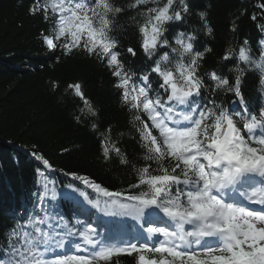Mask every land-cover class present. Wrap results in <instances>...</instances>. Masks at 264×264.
<instances>
[{
	"label": "snow or ice",
	"instance_id": "snow-or-ice-1",
	"mask_svg": "<svg viewBox=\"0 0 264 264\" xmlns=\"http://www.w3.org/2000/svg\"><path fill=\"white\" fill-rule=\"evenodd\" d=\"M257 7L264 19V3ZM129 9L144 18L137 23L140 50L151 61L139 74L126 68L112 35L117 16ZM29 12L51 20L53 33L43 36L48 49L65 55L80 50L104 63L121 103L135 113L143 159L156 168L151 163L136 168V182L120 190L68 173L83 186L67 187L82 198L81 212L89 219L78 221V227L61 218L57 231L42 208L44 215L26 217V224L8 233L9 251L0 264H114L124 255L134 256L136 264H264V103L254 106L246 98L252 71L264 98V35L258 57L247 39L225 51L221 60L235 63L229 79L222 70L201 73L212 48L200 44L198 36L212 37L213 27L196 0H130L121 7L112 0H35ZM192 16L199 27L189 25ZM257 27L264 34V23ZM236 28L233 21L231 31ZM126 52L137 56L134 47ZM68 88L83 105L79 111L93 118L96 131L98 109L79 82ZM219 91L235 97L231 109L213 98ZM75 119L84 123L80 116ZM111 134L109 125L101 137L102 158L109 161L115 154L128 165ZM31 155L40 163L41 176L56 171L45 154ZM42 188L41 205L46 198L57 199L55 187L43 182ZM129 219L140 234L116 241L121 222Z\"/></svg>",
	"mask_w": 264,
	"mask_h": 264
},
{
	"label": "trees",
	"instance_id": "trees-1",
	"mask_svg": "<svg viewBox=\"0 0 264 264\" xmlns=\"http://www.w3.org/2000/svg\"><path fill=\"white\" fill-rule=\"evenodd\" d=\"M34 2L0 0V257L9 251L8 233L16 224H26V217L44 215L46 211L49 225L53 228H57L61 218L78 227V221L89 219L90 214L81 212L83 201L73 198L72 194L77 193L67 187L70 183L80 188L83 186L72 181L68 173L87 175L120 190L136 182V168L146 163L156 168L155 162L143 159L146 151L141 146L133 122L135 113L121 103L119 90L113 87L114 77L104 63L80 50L65 55L63 50L48 49L43 36L52 35V22L45 21L39 13L30 14L29 8ZM112 2L121 7L130 0ZM196 2L199 10L208 12L209 23L213 27L212 37L203 32L198 36L200 44L207 43L212 48V52L205 56L201 73L222 70L232 79L235 73L228 70L234 68L235 63L222 61L221 57L230 46L236 48L245 39L253 55H260L258 42L264 34L257 25L264 23V19H261L262 13L257 5L264 0ZM253 14L257 16L256 21L251 20ZM133 16L136 17L135 22ZM143 20L142 16L129 9L117 16L112 32L119 41L121 59L125 61L126 68L137 74L151 63L140 50L141 36L137 23ZM233 21L237 24L236 32L231 31ZM188 23L200 26L195 16L190 17ZM184 30H188L187 26ZM127 47H134L137 56H130L126 52ZM250 76L246 98L255 106L264 103V98L259 91L258 74L252 71ZM133 79L138 85L139 81L135 77ZM205 80L207 83L206 77ZM76 82L82 85L100 113L96 131L91 128L93 118L79 111L83 105L68 88ZM213 98L229 109L235 100L223 91ZM76 116H80L84 123H77ZM109 125L112 127L111 138L127 157L128 165L120 163V157L115 154L109 161L102 158L101 137ZM34 151L45 154L56 171L45 172L41 176L39 161L37 163L31 155ZM43 182H47L50 188L55 187L58 195L55 201L46 198L41 205L38 196L43 192ZM89 195L93 194L89 192ZM121 223L123 228L114 239L122 241L135 237L139 231L136 222L129 219ZM45 230H48L47 225ZM114 264H136V259L134 256H119L114 258Z\"/></svg>",
	"mask_w": 264,
	"mask_h": 264
},
{
	"label": "rangeland",
	"instance_id": "rangeland-1",
	"mask_svg": "<svg viewBox=\"0 0 264 264\" xmlns=\"http://www.w3.org/2000/svg\"><path fill=\"white\" fill-rule=\"evenodd\" d=\"M73 196H78V194H73ZM139 234H140V231H137L135 235L137 236Z\"/></svg>",
	"mask_w": 264,
	"mask_h": 264
},
{
	"label": "bare ground",
	"instance_id": "bare-ground-1",
	"mask_svg": "<svg viewBox=\"0 0 264 264\" xmlns=\"http://www.w3.org/2000/svg\"><path fill=\"white\" fill-rule=\"evenodd\" d=\"M38 165L40 166V163Z\"/></svg>",
	"mask_w": 264,
	"mask_h": 264
}]
</instances>
